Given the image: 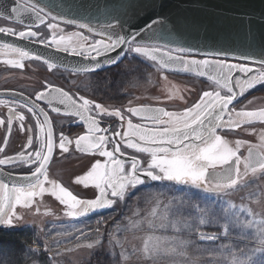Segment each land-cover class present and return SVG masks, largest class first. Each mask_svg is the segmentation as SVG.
<instances>
[{
  "label": "snow or ice",
  "instance_id": "snow-or-ice-1",
  "mask_svg": "<svg viewBox=\"0 0 264 264\" xmlns=\"http://www.w3.org/2000/svg\"><path fill=\"white\" fill-rule=\"evenodd\" d=\"M157 3L163 6V0H152L153 7ZM26 11L31 14L34 21L28 31L17 32L12 28L0 27V33L15 36L21 41L38 42L45 47L54 45L56 51L91 61L73 67L71 71L75 73H94L105 64L118 66L122 60H118L117 57L127 45L128 52L158 64V71L168 69L176 72H195L200 77L206 76L211 82V90L203 91L198 101L182 112L147 106L129 108L128 111L134 116L150 122L151 127L144 123L134 124L128 119L123 133L114 128L111 135L105 134L109 129L100 126L99 118L116 117L123 122L126 117L119 109L109 110L102 104L82 96L73 98L67 91L51 85H48L44 91H38L34 100L25 97L23 102L12 105L7 119H0V126H4L6 133L10 134L13 123L18 122L19 131L27 132L29 135L25 137L26 146L16 154L8 155L5 152L4 146L9 143L7 135L2 142L4 146H0V154H3L0 157V166H7L9 169V171L0 169V226L14 227L16 222L23 220V216L17 213V207L30 209L36 198H42L46 193L64 206L65 216L78 219L98 211L114 210L122 202H126L139 186L145 185L148 181L166 182L170 186L197 190L191 193L192 196H199L200 193L220 196L231 195L232 192L238 191V185L246 186L243 181L249 172L253 175L258 172L264 173V135L261 136L259 145L249 146L248 154L243 158L238 155L242 142L237 141L233 148L226 139L241 125H250L256 121L264 123V109L246 111L241 108L238 111L234 103L239 96H244L256 85H264V50L261 51L259 60H253L260 65V68L249 75L254 70L239 63L230 64L218 59H187L180 55L187 51L183 48L161 52L157 47L144 46L137 43L138 33L131 36L117 35L115 39L109 33L107 42L102 38L88 48L82 46L87 38L79 33H73L68 37L62 35L59 39L53 34L49 43L47 39H38L40 33L31 28L46 24L49 30L56 29L58 24L47 23V20L56 21L57 17L55 15L49 17L45 8L36 3H32ZM11 12L16 14L18 19L19 9L13 7ZM65 23H73V21H65ZM163 24V19L153 18L145 34L158 30ZM79 27L88 28L84 24H80ZM108 27L113 26L108 25ZM89 31L94 30L89 28ZM74 38L81 42L80 47L72 44ZM114 51L116 56L108 55ZM4 53L15 55L16 58L3 61L14 68H22V61L25 59L42 60L48 70L58 67L56 63L39 55H32L13 43H0V54ZM100 56H105L106 60L101 62L97 59ZM243 59L253 58L243 56ZM235 73H243L245 78L234 79ZM3 103L5 102L0 101V104ZM56 104L62 105L63 108L57 107ZM17 106L26 109V113L17 112ZM49 110L78 118L81 124L86 126L85 133L76 136L74 140L69 139L63 132L56 136ZM27 114H31V117L26 124ZM32 120L35 121L34 125L31 124ZM120 127H123V124ZM73 144L75 152L104 158L103 162L100 160L91 162L90 169L74 181L85 189L92 186L98 192L94 198H79L61 183L49 179L48 167L53 160L54 150L58 149L60 156L63 157L64 154L69 153ZM124 149L146 154L150 159H146L144 161L146 166L142 167V158L134 154L127 160L123 159L122 157L127 154ZM241 165H243V173H241ZM24 166L28 167L30 175H13L11 169ZM194 209L199 213L192 217L196 221L195 224L188 220L182 223L179 219H169L167 212L157 217L154 209L151 215L157 217L159 223L149 220L150 231L141 238V246L134 247L130 253L122 250L119 253L120 259L125 264L132 259H135L136 264H199L207 254L211 257L207 264L218 261L220 257L215 255L211 245L204 248L199 243L215 241L219 238L216 233L206 234L200 230L201 226L215 225L218 220L213 218L214 214L210 208L201 209L197 204ZM241 211H247L249 216L253 215L251 210L241 209ZM36 212L39 213V208ZM100 223L102 221H97L98 225ZM253 225L256 227L257 247L251 254H245L246 259L243 260L236 258L235 253H230L232 258L229 264H264V219L241 222L235 213L231 216L226 214L221 234L225 237L229 236L230 226L252 228ZM169 228L176 232L186 231L188 238L179 239L175 236L155 234L158 230L163 233ZM77 231L81 230L77 229ZM95 232L97 235L94 240L85 245L89 249L102 245L100 228L97 227ZM82 235L87 238L88 234L82 233ZM109 235L115 239L114 234ZM76 239L79 240L80 237L77 236ZM116 243L120 245V241ZM230 247V245L221 246V257L223 249ZM190 250H194L199 255H190ZM177 257L183 259L177 260ZM0 258H3L0 264H6L7 250L0 249Z\"/></svg>",
  "mask_w": 264,
  "mask_h": 264
},
{
  "label": "rangeland",
  "instance_id": "rangeland-1",
  "mask_svg": "<svg viewBox=\"0 0 264 264\" xmlns=\"http://www.w3.org/2000/svg\"><path fill=\"white\" fill-rule=\"evenodd\" d=\"M26 1L30 2L31 4L36 3L42 6L35 0ZM50 15L52 14L50 13ZM63 21H65L64 18L57 17V20L53 21L52 23L58 24V28L49 30L47 27H45L38 31L40 33L39 37L42 39L45 38L47 40H51L53 34H55L57 39H59V37L62 35L68 37L73 33H79L77 29L60 25V22ZM75 24L80 25L81 23ZM0 25L2 26L3 23H0ZM87 26L88 28H86V31H88L89 34L93 33L96 35H101L104 32L110 31L114 37L117 35L121 36L119 25L116 24L112 25V28H109L108 26L101 27L98 25ZM89 28L93 29L94 31H89ZM146 30L140 36L143 37V39L139 37V39H137V43L149 47L160 46L167 51L178 48L161 42L148 41L147 36H149L151 32H147V34H145ZM80 35L86 37V33L85 35ZM72 44L76 47L81 46V42L75 38L73 39ZM82 46L84 48H88L90 47V44L83 43ZM186 52H188V50ZM187 57V59L194 60L215 59L201 57L198 55H189ZM1 58L3 60L7 59L5 55H2ZM225 62L237 64V62L233 63L227 60ZM239 64L252 69L260 68V66L253 65L251 63L239 62ZM171 75L174 77L173 75L175 74ZM178 78L182 79V82L186 85H194V88L192 89L194 90L195 95H193V97H195L196 100L199 99L203 91L211 90V82L207 80L206 76L200 77L197 76L195 72H191V74L188 76ZM238 78L243 79L245 77ZM260 86L262 85H256L254 88L247 91L244 96H241L237 100L235 105L238 111L241 108L250 107L251 103H253L252 109H256L259 106L264 105V102H261L259 105L255 103V101L260 98L256 92L257 88ZM163 95L165 96V99L170 102L180 100L178 98L181 96L180 94V96L174 99V91L163 93ZM261 99H264V97ZM257 126L260 127L259 125H241L239 128L233 130L232 135L226 137L230 146L233 148H235L237 141L242 142L238 152V155H240L242 158L245 157V149L248 146L259 145V141L255 137V131L257 132L258 129ZM126 150H128L130 153H133V150L131 149ZM135 154L141 155L144 161L146 159H150V157H148L146 154ZM95 160H100L103 162L104 158L99 156H88L86 154L75 152V150H70L69 153H66L63 157H61L59 151H57V155L55 156L53 164L48 171L49 179L61 183L79 198H94L95 195H98V192L92 186H89L87 189H85L82 185L75 184L74 181L78 176L85 174L90 169V163L94 162ZM144 166H146L145 163H143L142 167ZM243 172V165H241V173ZM26 174L27 173H15L14 175L18 176ZM262 177H264V173L258 172L253 175L249 172L243 181V184L246 186L241 187V185H238V191L232 192L231 195L220 196L206 195L204 193H200L199 196H192L191 193L196 192L197 190H189L182 186H170L167 185L166 182L161 183L157 181L155 182V185L147 182L145 185L141 186L144 188H140L139 186V188L134 191V194H132L126 202H122L119 207L114 209V211L113 209H108L103 214L104 216H99V214H89L87 217L78 219L65 216L64 206L59 204L58 201L46 193L42 198H36V201L30 209H23L18 206L17 213L23 216V220L16 222L14 227L8 228L10 231H30L32 233V237L34 238L33 250L38 255V258L31 264H98V262H96V258L99 259L100 255L109 253L110 250L114 252L117 250L119 253L124 250L123 241L127 233L134 232L136 235L143 234V236L140 237L141 240V238L150 231L148 229V221L151 220L158 224L159 220L157 217L161 214H164L165 212H167L169 219H179L182 223L184 220H188L189 222L195 224L196 221L192 219L193 216L190 215L191 213L180 209L182 201L184 202L189 200V197H192L196 201H204V199L209 200V202L204 206L205 208L208 207L211 209L210 205H213L212 203H215L217 207L221 205L222 208H219L222 209L220 210V214L223 220L226 214L231 216L233 213H235V216L239 217L241 222H246L252 219H264V178ZM184 189H187V191ZM186 193L189 194V197L187 195H183ZM137 201H142L141 206H137ZM230 205H235V207H230ZM37 208H39L38 214L36 213ZM154 209L157 213V217H153L151 215ZM241 209L251 210L253 215L249 216L247 211H241ZM213 210L211 209V211ZM44 211H50V214L45 215ZM97 221H102V223L98 225ZM97 227L100 228L102 233V245L94 246L93 248L89 249L85 245L94 240L97 235L95 232ZM106 227L108 229H106ZM208 227L209 226H201L200 230L205 232V229H208ZM77 229H80L81 231L78 232ZM220 229L221 232L216 233L219 237L217 240L210 242L206 241L203 243H215L220 238H229L232 236L239 237L240 239H243L244 242L249 244L251 250L248 252V254H251L252 250L257 247L258 240L255 225H253L252 228H233L230 226L229 236L227 237L221 234L223 226L220 225ZM82 233L88 234L87 238H85ZM205 233L212 234L207 232ZM109 234H114L115 239H112ZM155 234L175 236L179 239L188 238L186 231L176 232L172 228H169L163 233L158 230L155 232ZM77 236L80 237L79 240L76 239ZM57 241H59V244H57ZM117 241H120V245L116 243ZM77 245L81 246L78 247ZM138 245L141 246V241L138 243ZM69 249H71V251H69ZM126 251L129 253L128 250ZM8 253L10 255V253H14V251L9 248ZM176 259L182 260L183 258L177 257ZM7 261H9L8 254ZM224 262H228V260L225 259Z\"/></svg>",
  "mask_w": 264,
  "mask_h": 264
},
{
  "label": "water",
  "instance_id": "water-1",
  "mask_svg": "<svg viewBox=\"0 0 264 264\" xmlns=\"http://www.w3.org/2000/svg\"><path fill=\"white\" fill-rule=\"evenodd\" d=\"M35 1L49 15L51 13L66 21L90 26L107 27L116 24L119 25L121 36L138 33L137 39L153 18L163 19L164 24L158 30L152 31L147 40L183 48L196 55L226 53L259 60L261 51L264 50V0H163L162 7L159 3L153 7L152 0ZM13 7L19 9L18 19L11 12ZM27 8L19 0H0V16L11 17L12 21L30 26L34 21L26 11ZM0 42L26 47L67 69L91 62L40 43L21 41L5 33H0ZM126 50L127 45L123 51L117 49L120 51L118 60L124 56ZM108 55L116 56V52ZM97 59L103 62L106 57L100 56ZM110 66L112 65L105 64L101 69ZM238 75L244 77L243 73H235L234 79ZM50 164L51 162L49 166Z\"/></svg>",
  "mask_w": 264,
  "mask_h": 264
},
{
  "label": "flooded vegetation",
  "instance_id": "flooded-vegetation-1",
  "mask_svg": "<svg viewBox=\"0 0 264 264\" xmlns=\"http://www.w3.org/2000/svg\"><path fill=\"white\" fill-rule=\"evenodd\" d=\"M19 1L29 7L31 6V3L26 0ZM49 17L51 16L49 15ZM65 21L60 22V25L77 29L79 33L83 35L86 33L87 40L83 43H89L91 46L96 40H100L102 38L105 39V42H107V36L109 33H102L103 35H96L93 33L89 34L88 32H85L84 29L83 31L79 25L75 23H65ZM52 22L53 21L51 19L47 20V23ZM0 23H3L0 27L12 28L17 32L29 30V26L12 21L3 16H0ZM45 27H47L46 24H41L39 27L31 28V30L38 32ZM112 37L113 39L116 38L113 34ZM38 39L42 38L38 37ZM48 41L51 43L50 39H48ZM18 47L24 48L23 46ZM50 47L55 48L54 45ZM157 48H159L161 52L167 51L160 46ZM24 49L32 55H38L26 47ZM173 54L176 53L173 52ZM2 55H5L7 59L16 58L14 54H0V101L5 102L0 104V119H7L9 108L12 105L17 104V102H23L25 97L29 100H34L35 94L38 91L46 90L48 85L67 91L69 95L73 96V98L82 96L93 100L96 103L102 104L109 110L119 109L126 117L123 122L118 120L116 117L104 116L99 118L100 126L102 128L107 127L109 129V131L105 133L106 135H111L114 128L123 133L126 129V122L128 119L132 120L134 124L144 123L151 127L150 122L142 121L139 117L134 116L130 111H128L129 108L147 106L153 108H164L166 111L182 112L184 109L198 101L195 97H193V95H195V92L192 89L194 88V85H186L182 82V79L178 78L188 76L191 73L176 72L168 69H164L165 71L163 69L158 71L157 69L159 65L154 61L138 56L135 53L128 52V49L126 50L124 56L120 59L122 60V63L118 66L112 65L94 73H75L71 71V69H67L59 65L53 70H48L47 65L44 64L42 60L32 59L23 60L22 68H14L9 64L3 63L4 60L1 58ZM180 55L188 58L187 56L196 54H192L188 51L180 53ZM198 56L205 57L202 55ZM171 74H175L173 75L174 77H172ZM170 91H174V99L181 94L178 98L180 100H175L174 102L167 101L163 93H168ZM42 106L44 105L42 104ZM56 106L63 108V106L59 104H56ZM16 111L26 113V109L18 106L16 107ZM49 114L53 118V130L56 136L63 132L69 137V139L74 140L76 136L85 133L86 126H83L78 118L66 116L63 112L59 114L53 113L50 110ZM30 117L31 114L26 115V124L28 123ZM31 124L34 125L35 121L32 120ZM121 124H123V127H120ZM6 135L8 136L9 143L4 146L2 145V142ZM28 135L29 133L27 132L19 131L18 122L13 123V129L10 134L6 133L4 126H0V146L5 147V152L8 155L16 154L26 146L25 137ZM114 138L119 139V137ZM70 150H74V144L70 146ZM57 151L59 150H54V156L51 164L57 155ZM124 151L127 153L124 157H122L125 160L129 159V156L133 154L138 158H142L139 154L130 153L126 149H124ZM2 155L3 154H0V157H2ZM142 160L143 158L141 161ZM0 169L9 171L7 166H0ZM11 171L13 175L15 173H27L26 175H30L27 166L11 169ZM140 188L144 187L140 186ZM4 229L9 230L8 227L0 226V230Z\"/></svg>",
  "mask_w": 264,
  "mask_h": 264
},
{
  "label": "trees",
  "instance_id": "trees-1",
  "mask_svg": "<svg viewBox=\"0 0 264 264\" xmlns=\"http://www.w3.org/2000/svg\"><path fill=\"white\" fill-rule=\"evenodd\" d=\"M257 94L260 96L258 100L255 101L257 105L261 104V102H264V99H261L264 97V85L257 88ZM253 108V103L250 104V107H245L243 109H246V111H258L261 109H264V105L259 106L256 109ZM250 125H259L257 132L255 131V137L259 141V144L261 142V136L264 135V123H261L259 121L253 122V124ZM187 191V189H184ZM183 195H189L188 193ZM189 197V196H188ZM209 200L204 201H196L192 197H189V200L184 201L180 205V209L183 211H187L191 213V216L199 215L194 209L195 205H199L201 209L205 208L204 206L206 203H208ZM142 201H137V206H141ZM211 209L214 210L211 211L214 214V219L218 220V223L215 225H211L208 227V229H205V232L207 233H219L221 232L220 225H224V220L221 217L220 214V208L215 205V203H212ZM208 208V207H207ZM186 209V210H185ZM114 211V210H113ZM104 216V215H102ZM223 216V215H222ZM221 217V218H220ZM106 229H108L106 227ZM142 235H136L134 232H129L124 237V250H128L129 253L132 251L134 247L139 246L138 243H140V237ZM194 238V237H193ZM34 238L32 237V233L30 231H9V230H0V249L7 250V254L9 257V261L6 260V264H31L35 262L38 258V255L34 252L33 246H34ZM202 247L207 248L209 245L212 246L213 251L215 252V255L217 257H220L218 261H213L212 264H229V261L231 260L230 253H235L236 258L238 259H246V255L251 250L249 247V244L244 242L243 239H240L239 237H232L229 238H220L215 243H203L199 242ZM222 245H230L229 248L223 249V256L221 257V246ZM11 248L14 253H8V249ZM199 255V253H196L194 250H190V255ZM210 255H205V258L201 259L199 261V264H207V261L210 259ZM3 258H0V261H2ZM227 259L228 262H224V260ZM9 262V263H8ZM96 262L98 264H125L124 261H122L119 257V251H109V253L100 255L99 259L96 258ZM127 264H136L135 259L129 260Z\"/></svg>",
  "mask_w": 264,
  "mask_h": 264
},
{
  "label": "bare ground",
  "instance_id": "bare-ground-1",
  "mask_svg": "<svg viewBox=\"0 0 264 264\" xmlns=\"http://www.w3.org/2000/svg\"><path fill=\"white\" fill-rule=\"evenodd\" d=\"M203 56L209 57V58H215V59H219V60H225V61L227 60V61H230V62H233V63L234 62H237V63L241 62V63H253L255 65H259L258 63H254L253 59L252 60H245V59H243V57L229 55V54H226V53H217V54H211V53L207 54V53H205V54H203ZM52 164L50 165L49 169L51 168ZM49 169H48V171H49Z\"/></svg>",
  "mask_w": 264,
  "mask_h": 264
}]
</instances>
